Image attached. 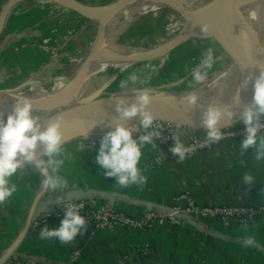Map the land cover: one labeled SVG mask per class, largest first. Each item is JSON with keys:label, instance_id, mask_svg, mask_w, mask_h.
Returning a JSON list of instances; mask_svg holds the SVG:
<instances>
[{"label": "crops", "instance_id": "0c3cea01", "mask_svg": "<svg viewBox=\"0 0 264 264\" xmlns=\"http://www.w3.org/2000/svg\"><path fill=\"white\" fill-rule=\"evenodd\" d=\"M8 1L0 0L1 6ZM69 1L97 7L108 0ZM63 2L22 0L13 5L4 17L0 26L1 95L3 92L11 93L33 79L42 86H49L55 80L60 83L64 81L67 75L64 67L69 61L64 57L52 61L50 52L32 44L33 41L47 38L54 27L61 35H66L69 29H75L77 38L81 31L86 34L93 29L92 20L69 9L68 4ZM22 44L28 46L21 49ZM79 46L78 41L71 39L62 52L76 51L75 48L81 49ZM216 50L220 55L221 67L224 62L229 64L226 66L229 68L221 71L222 77H217L216 86H221L218 88L220 90L228 82V76L224 74L227 70L231 71L233 58L224 49ZM228 58L230 61L226 60ZM183 69L170 72L165 79L185 81L184 87L188 88L192 83L191 74L185 73ZM165 81L161 79L160 85ZM193 88H190L191 91ZM133 124L138 125L139 122ZM183 139L187 144L189 134ZM241 141L194 153L181 163H177L176 157H170L169 149L157 143L158 149L151 150L149 147L143 150L140 167H148L142 171L147 176V183L129 188L116 185L115 179L105 177L96 165L100 142L88 150H77L76 147L81 149L83 143H68L65 148L71 158L65 161L61 174L70 187L64 195L66 197L73 191L79 192L84 195L81 199L92 201L99 207L110 205L133 216L157 211L161 207L172 208L175 205L174 198L186 191L201 205L256 204L264 201V164L257 166L250 153L242 160L238 158L236 147ZM157 160L161 163L157 164ZM245 170L254 172L257 177L250 191L240 180ZM12 182L16 184L17 191L8 202L0 205V264L13 257L60 264L67 262L77 251L82 253V260L78 264H120L122 258L125 264H264V218L246 226H225L218 219L189 217L183 219V227L151 231H98L88 226L87 232L70 245L62 246L55 240H41L40 231L45 225L49 229L60 226L56 222H49L33 228L36 213L41 208L56 206L48 205L56 201V194H42L39 189L41 177L31 169L18 171ZM247 235L256 237L255 247L243 245L242 240ZM145 245H149L148 251L142 252Z\"/></svg>", "mask_w": 264, "mask_h": 264}, {"label": "clouds", "instance_id": "9594fccd", "mask_svg": "<svg viewBox=\"0 0 264 264\" xmlns=\"http://www.w3.org/2000/svg\"><path fill=\"white\" fill-rule=\"evenodd\" d=\"M201 35L209 37L210 25L200 26ZM212 45L199 52L194 66L185 67V73L191 74L190 88L196 84H203L209 73L218 62L216 49L213 46L215 39L211 36ZM251 66L259 68V75H250L239 84V90L232 94L227 102L203 103L199 92L192 90L184 93L183 101L192 109L197 105H206L201 125L206 130L204 141L212 145L221 144L226 138V129L237 116L233 107L240 108L241 90L253 88V99L250 104L243 105L239 113L244 125L243 139L236 147L238 158L242 160L247 154L257 166L264 164V62L256 61ZM147 77L140 70L131 71L119 84L122 93L113 94L116 97V112L118 118L109 126L112 131L106 133L100 141L96 165L102 170L105 177L114 178L116 185L121 188L143 186L147 183V176L140 167L145 149H158L157 140L163 134V127L156 124L157 117L151 110L154 96L153 90L146 84ZM135 94L134 102L124 98L129 90ZM176 99L175 97H172ZM14 110L7 120L0 115V205H4L17 191L12 182L18 171L31 169L41 177L40 192L53 193L56 202L65 205V192L69 189L67 179L61 170L70 155L65 148L66 139L63 128V118L42 119L36 114L32 100L27 96L13 95ZM140 117L138 125H129V121ZM42 121L47 122L46 129L42 130ZM227 122V123H226ZM193 125L178 123L170 140L173 146L169 151L177 158V163L185 161L194 154V147L187 145L183 137L185 129ZM141 133L134 139L135 133ZM234 132L231 133V136ZM43 148L42 154L40 149ZM241 182L251 190L256 184L257 177L252 171L245 170L240 176ZM59 193V194H57ZM64 219L58 228L49 229L46 225L40 231V239L57 241L60 245H70L77 237L84 235L88 230V223L78 208L67 203L62 207ZM242 243L245 247H255L256 237L247 235Z\"/></svg>", "mask_w": 264, "mask_h": 264}, {"label": "rangeland", "instance_id": "374dc122", "mask_svg": "<svg viewBox=\"0 0 264 264\" xmlns=\"http://www.w3.org/2000/svg\"><path fill=\"white\" fill-rule=\"evenodd\" d=\"M192 1H193L192 4L197 6L204 0H192ZM187 4L188 3H186L185 5ZM80 5L86 6L81 2ZM252 5L253 6L251 7H256V8L257 6H260V8L264 11V0H255ZM138 6H142V5L138 4L137 7ZM235 6L236 5L232 7H228V9L225 10L224 9L218 10L213 13L212 15L213 21H211V23L209 24L211 26V33L209 37H204L201 35V33L197 34L196 36L195 35L191 36L190 35L191 33L185 35L183 26L185 21H188L191 18V16L185 17L184 16L185 14L180 13L178 10L174 8L171 9L172 7L171 8L161 7L154 10H149L143 16L134 15V17L130 19V21L123 23V25L120 28L110 30L107 37H105L102 40L103 47L106 48L115 45L118 47L120 46L122 49L123 48L146 49L150 51L158 48L160 51H164V52L157 55H146L143 58H139L135 60L133 64H130L125 68H123L121 70L122 72L120 71L119 68H113V67L109 68L104 72V74L101 77H99L95 81L90 83L88 80V87L86 86L85 88L83 83V85H81L79 90L80 93H82V91L83 93L79 98H76L75 101H82L84 98L96 92L97 89H99L103 84L108 82H111V85L110 88L106 90V94H115L117 92L119 93L123 91L122 89L119 88L120 81L124 77H126L131 71L140 70L146 75L147 80L145 86L153 90V96H158L165 99L169 98V100L173 101L179 106H188L186 102L183 101L184 93L190 92L191 89L189 88V86L188 88L186 86L184 87L185 81L179 80L177 82H172L169 81L168 79L166 80L165 78H168L169 73L177 70L178 68L185 69V67L194 66L198 58L199 52L202 51L204 48L212 45V40L209 39L211 36H213V38L215 39V44L213 45L215 49L225 50L226 48L225 45H223V41H222L223 37L225 36L224 24L229 23L230 26L233 28L234 38L233 41L229 42L230 43L229 45L233 49H236L239 52H241L242 50H246L252 43L253 44L264 43V37L263 38L259 37L260 31L257 30L256 32L257 25L258 26L262 25L260 16H258L255 13H252L251 16L246 14L247 12L242 13L238 11L235 8ZM218 12L219 13L224 12L223 15L220 14L222 18L219 20H217V18L219 17ZM258 18L259 20H257ZM203 21L204 20H202L201 22L196 21L191 23L190 30L193 31L194 29L198 28L200 25L203 24L202 23ZM92 27L93 29L89 33L83 34L84 32L81 31L79 33L78 38L76 36L77 32L75 31V29H69L66 35H61L56 27L52 28V30L53 29L58 30V34L55 36L56 40L55 42H53L54 43L53 49L58 48V51L55 57L51 55L52 61H55L56 58L59 59L60 57H64L69 61V63L64 67L65 68L64 72L67 74L66 77L64 78L65 81L68 80V78L75 72V70H77L79 65H81L90 55L91 49L96 43V36L99 25L98 23L93 22ZM51 31H50V35L47 38L45 37L41 41H44L45 39H50L49 37L51 36L52 33ZM69 32H72V34L69 35ZM71 39H73L74 42L78 41L81 45L79 46L81 49L75 48L76 51L73 50L70 52L63 53L62 51L66 49V45ZM36 42L37 41H33L32 44L35 45L36 47H39L36 44ZM23 45L24 44L20 46L21 49H23L22 48ZM170 49L172 50L169 51ZM224 50L223 52L225 53ZM50 53L52 54L51 51ZM216 55L218 57V62L216 65H214L213 71L209 73L208 77L206 78V81L203 84L194 85L195 88H193L192 90L203 87L206 89L207 88L214 90L218 89L216 86L217 76L220 75L221 71L229 68L226 67L229 64L224 62V64L221 67L220 65L221 59L219 58L220 55L218 54L217 50H216ZM225 55L227 54L225 53ZM141 56L136 55L135 57L131 58V60ZM74 60L75 63L72 62ZM226 60L230 61L229 58ZM123 64L124 63L122 62L119 64V66H122ZM88 73H90V70L87 71V74ZM161 79H163V81L166 80L164 83L162 82V85H160ZM59 83H60L59 81L55 80L53 83H50L49 86L45 84L42 86L39 84L38 81H36V79L35 80L33 79L31 82L25 84L22 87L18 86L17 89L15 91H12L11 93L12 94L22 93L24 96H30L38 92L52 93V90H54V88H56ZM83 87L85 90L83 89ZM2 94H4V92ZM128 95L134 96L135 94L131 90V94ZM202 96L207 98L209 94L203 92V94L200 95V97L202 98ZM172 97H175L176 99H173ZM66 104H68V102L61 105H66ZM109 125L110 123L99 124L96 130L93 129L92 131H90L89 136L84 135L86 132H80L77 137L67 139L66 144L72 143L73 145H78V143L86 142L91 145L93 144V142L96 140L97 137L104 136L106 135L107 132L113 130V128L110 127ZM101 128L107 130H103V129L100 130Z\"/></svg>", "mask_w": 264, "mask_h": 264}, {"label": "bare ground", "instance_id": "6f19581e", "mask_svg": "<svg viewBox=\"0 0 264 264\" xmlns=\"http://www.w3.org/2000/svg\"><path fill=\"white\" fill-rule=\"evenodd\" d=\"M21 1L22 0H15L14 5H17ZM64 1H69V0H64ZM147 1L154 2V3H166L169 6H171L172 8L178 10L180 13L185 14L184 15L185 17L191 16V18L188 21H185L184 26H183V30H184L185 35L191 33L190 34L191 36H194V35L196 36L197 34L201 33L200 32V26L209 25L211 23V21H213L212 15L214 12H216L218 10H222V9L225 10V9H228V7H232V6L236 5L235 8L242 13L247 12L246 14H248L250 16L252 15V13H255L258 16H260L261 21H262V23H261L262 25L261 26L257 25L256 32H257V30H259L260 31L259 37L260 38L264 37V28H263L264 11L260 8V6H257V8L251 7V6H253L252 4L255 0H252V1H250V0H236V2L233 5L229 4L231 0H204L200 4H198L197 6L194 4H191V3L184 6V4L189 2L187 0H168V1L167 0H147ZM67 3H70L74 6H76V8L83 15L100 21V24H102L101 36L103 37V39L105 37H107V35L111 29L120 28L123 25V23L130 21V19H132L134 17V15L143 16L149 10L157 9L156 6L153 7L150 5H144V6H138L137 7V5H133V4L128 5L126 3V4H121L117 7H115L110 12H104V10L102 11L99 8H94V7H90V6H82V5H80L76 2H73V1H69ZM223 13L224 12L219 13V17L217 18V20L222 18L221 15H223ZM202 20H204L202 22L203 23L202 25H200L196 29L193 28L194 29L193 31L190 30L191 23L196 22V21L201 22ZM257 20H259V18ZM224 25H227V24H224ZM172 43H175V42H172ZM246 50H248L252 54H259L261 57H263V61H261V62H264V43H261V44H259V43L253 44L252 43ZM91 52H94L95 55L97 56V62L94 65V67L92 69H90V73L87 74V72H85L82 75L81 79L79 80L80 83L77 84V86H75L74 89L73 88L70 89L67 93L62 92L63 89H61V87L65 83L64 82L65 80H64V81H61V83H59L58 86L56 88H54V90H52V93H50V92H46V93L45 92H38V93H35L33 95L27 96L32 100L34 107H35L36 114H38L42 118H44L45 114H46V109H50L54 105L55 106L53 108H56V107L62 106L61 104H65L67 102L70 103L72 101H75V99L79 98L81 96V94L83 93V91H82V93L79 92L80 87H81V85H83V83H84L85 88H86V86L88 87V80L90 83L95 81L96 79L101 77L104 74V72L106 70H108L109 68H112V67L113 68H119L121 71L126 66L133 64L134 61L139 59V58H143L146 55H157V54H160L164 51H160L158 48L151 50V51L146 50V49H124V48L122 49L120 46L118 47L115 45L110 46V47H106V48H104V47L102 48L100 46L98 48V43H95L93 48L91 49ZM136 55H139V56L142 55V56L131 60V58L135 57ZM122 62L124 64L122 66H119V64ZM251 65L252 64H250L249 66L246 67V70H245L244 75H243L244 80L247 79V77L250 75H253V74L258 75L257 67H254ZM233 74L234 73L232 72V69H231V71L227 70V72L224 74L225 76H228L227 84L224 86V88H221L224 90H221V89L220 90L219 89L214 90V89H210V88L206 89L204 87L195 89L196 91L199 92V95H202L203 92L209 94V96L207 98L202 96L201 101L205 104L212 103V102H223L225 100V98H223V97L229 95V93H231V91H232V94L237 92L238 90L233 89V87H232ZM219 77H222V74ZM210 85H212V84H210ZM219 85H221V84H219ZM220 87L221 86H219L217 88H220ZM83 89H84V87H83ZM52 94L53 95L56 94L55 96H57V98H59L57 103H55L56 101L50 100V97L53 96ZM13 95L24 96L22 93L21 94L20 93H15V94L4 93V94L0 95V115L3 116L5 121L7 120L8 115L11 114L14 110L15 101L12 100ZM240 95H241V101H242L240 108H242L244 103L246 104L249 100H251L253 98L252 85L250 84L247 90H241ZM220 98H222L221 101L218 100ZM153 104L161 106L162 108L168 109L172 112H178L179 117L183 120H186V121H188L189 120L188 118H190V117L193 119L202 121L203 113L207 107L206 105H199V106H196L195 108L192 109L190 106H179L178 104L169 100V98L165 99V98L158 97V96H154ZM237 109H238L237 107L233 108V110H237ZM116 118H118L117 112H100V113H96V114H87L86 116H83L80 118H70L63 125L65 139L67 140L70 138L77 137L80 132H86L84 135L89 136L90 131H92L93 129L96 130L97 126L99 124L114 123ZM134 121H135L134 119L132 121H129V125H131L133 123H137ZM192 125L197 126L198 128H202V125L200 123H195ZM102 129L107 130L104 128H101L100 130H102ZM99 134H101V133H99ZM39 151L42 154L43 148H41Z\"/></svg>", "mask_w": 264, "mask_h": 264}, {"label": "built area", "instance_id": "2783aa9c", "mask_svg": "<svg viewBox=\"0 0 264 264\" xmlns=\"http://www.w3.org/2000/svg\"><path fill=\"white\" fill-rule=\"evenodd\" d=\"M6 4V3H5ZM4 6V5H3ZM0 7L1 4H0ZM3 8V7H2ZM50 39H45L44 41L36 42V44L45 49L48 52H52V56L57 55L58 48L53 49L55 42V36L58 34L57 29L51 31ZM72 32H69L71 35ZM57 38V37H56ZM52 43V44H51ZM24 44L22 48L27 47ZM35 46V45H34ZM75 63V60L72 61ZM119 93H122L119 92ZM131 94V89L126 93ZM156 124L163 127L164 131L160 140L156 143L169 149L173 146V142L170 140L173 131L175 130L172 126L156 120ZM136 125V124H132ZM130 125V126H132ZM234 135L231 136V133ZM244 125L242 123L226 129L225 140L218 145L210 146L204 141L206 135L203 134H193L189 135L187 145L194 147V153L213 150L218 147H225L226 145H233L236 141L243 139ZM141 133L137 132L134 134V139H138ZM103 136L97 137L93 144L83 143L81 149L76 147L77 150H88L91 146L101 141ZM83 148V149H82ZM170 157L174 158L173 154L169 151ZM157 164L161 163L159 160L156 161ZM148 167H143L142 171H146ZM74 204L79 213L85 217L88 226L93 227L98 231H114L116 229L124 230H134V231H151L157 228H179L183 227L184 221L179 218L178 215H184L186 217H193L200 220H220L225 226H231L238 224L240 226H246L252 224L259 219L264 218V201L259 203H247V204H199L193 198L190 192L179 193L174 198L175 205L171 208L172 213L166 211H148L142 215L133 216L125 211L114 208L110 205L97 206L94 202L81 199L76 202H68ZM67 203H65L66 205ZM65 205H56L45 209L33 222V228H39L49 222H56L60 225L61 221L64 219V212L62 207ZM149 245L143 247V251H148ZM82 260L81 251L73 253L67 262L60 264H78ZM120 264H125L124 258L119 261ZM4 264H50L45 262H36L33 260H25L23 258L13 257L6 261ZM202 264H210L203 262Z\"/></svg>", "mask_w": 264, "mask_h": 264}, {"label": "water", "instance_id": "95a60500", "mask_svg": "<svg viewBox=\"0 0 264 264\" xmlns=\"http://www.w3.org/2000/svg\"><path fill=\"white\" fill-rule=\"evenodd\" d=\"M64 1V0H63ZM65 4H68V8L72 9L74 11H76L77 13H79L80 15L86 17L85 15H83L77 8L76 6L67 3L69 1H64ZM191 4L193 3V1H189ZM188 2V4H190ZM236 2V0H231L229 4L233 5ZM128 4V5H150V6H156L157 8H161V7H167V8H171V6H169L166 3H154V2H150L147 0H109L107 1L105 4L101 5V6H97V8L104 10V12H110L111 10H113L115 7L121 5V4ZM15 4V0H9L2 8L1 12H0V26H1V22L3 21L4 17L7 15V13L11 10V8L13 7V5ZM184 6H186L184 4ZM173 9V8H171ZM89 18V17H86ZM90 20H92V22L94 23H98L99 28L97 31V36H96V43H98V48L101 46L103 48V44H102V40L103 37L101 36V24L100 21L95 20L93 18H89ZM225 30V36L223 37V45H225V51H227L228 54H230V56H232V58L234 59V61L232 62V72L233 74V81H232V87L233 89H237L239 90V84H242L244 81V72L246 70V67L249 66L250 64H254L256 61H263V57H261L259 54H252L251 52H249L248 50H242L241 52L237 51L236 49H233L229 44L230 41H233L234 35H233V28L230 26V24L228 23L227 25H225L224 27ZM255 44V43H254ZM257 44V43H256ZM172 49H170L169 51H171ZM97 62V56L95 55L94 52H91L90 55L87 57V59L77 68V70H75V72L68 78V80L64 81V85L61 87L62 92L67 93L70 89H74L75 86H77V84L80 83V79L82 77V75L87 72L88 70L92 69L94 67V65ZM258 70V75H259V68H257ZM111 82L105 83L103 84L99 89H97L96 92H94L92 95L84 98L82 101H72L66 105H62L56 108H50V109H46V114L45 117L42 119H52L54 117L60 116L63 118V125L70 119V118H80L83 116H86L87 114H96V113H100V112H116V97H111L113 94H106V90L110 88ZM117 94V93H115ZM121 93H118L117 95H119ZM53 95V94H52ZM56 95V94H55ZM51 96L50 100L52 101H56L55 103H57L58 99L57 96ZM232 96V91L231 93H229V95H227V98L224 100V102L228 101ZM134 97L135 95L131 96L128 94H124V98L127 99L130 103L134 102ZM253 99V98H252ZM252 99L249 100L245 105L250 104L252 102ZM235 107V106H234ZM233 107V108H234ZM151 110L153 111V113L156 115L157 117V121H161L164 122L170 126H172L174 129H176L177 124L178 123H186V124H195V123H200L201 121L193 119V118H188L189 120H183L179 117V113L178 112H172L168 109L162 108L161 106H158L156 104H152L151 106ZM242 111V108H240L237 112V116L235 117V119L231 122V127H234L241 122L240 119V115L239 113ZM134 122H140V117H137L134 119ZM227 123V122H226ZM47 127V122L46 121H42V130L46 129ZM229 127V128H231ZM227 128V129H229ZM186 133L189 135H193V134H203V135H207L206 130L202 127V128H198L196 126H192L189 129H185ZM84 195L82 193L79 192H71L69 193L66 197H65V203L68 202H76L81 200V197H83ZM59 205L56 201H53L51 204L48 205ZM47 207L41 208L37 213L35 218H37ZM157 211H166L168 213H172L173 210L171 208H165V207H161L159 210ZM179 218L181 219H187L189 217H186L184 215H178Z\"/></svg>", "mask_w": 264, "mask_h": 264}]
</instances>
